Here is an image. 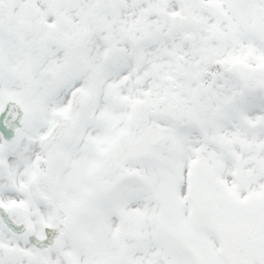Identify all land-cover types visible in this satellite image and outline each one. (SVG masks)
<instances>
[{"label": "snow or ice", "instance_id": "6c2138e0", "mask_svg": "<svg viewBox=\"0 0 264 264\" xmlns=\"http://www.w3.org/2000/svg\"><path fill=\"white\" fill-rule=\"evenodd\" d=\"M0 264H264V0H0Z\"/></svg>", "mask_w": 264, "mask_h": 264}]
</instances>
